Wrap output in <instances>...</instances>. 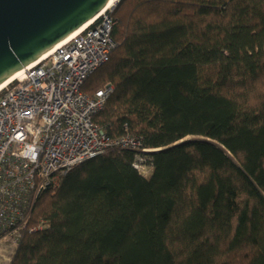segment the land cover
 I'll list each match as a JSON object with an SVG mask.
<instances>
[{
	"label": "trees",
	"instance_id": "obj_1",
	"mask_svg": "<svg viewBox=\"0 0 264 264\" xmlns=\"http://www.w3.org/2000/svg\"><path fill=\"white\" fill-rule=\"evenodd\" d=\"M85 80L108 148L35 201L3 264H264V0H119ZM191 137L189 139H185Z\"/></svg>",
	"mask_w": 264,
	"mask_h": 264
},
{
	"label": "built area",
	"instance_id": "obj_2",
	"mask_svg": "<svg viewBox=\"0 0 264 264\" xmlns=\"http://www.w3.org/2000/svg\"><path fill=\"white\" fill-rule=\"evenodd\" d=\"M111 10L20 69L0 90V241L10 238L16 245L41 193L108 148L135 152L133 167L141 175L152 170L141 154L153 149L141 138L110 136L92 120L112 86L92 95L81 89L114 45Z\"/></svg>",
	"mask_w": 264,
	"mask_h": 264
},
{
	"label": "water",
	"instance_id": "obj_3",
	"mask_svg": "<svg viewBox=\"0 0 264 264\" xmlns=\"http://www.w3.org/2000/svg\"><path fill=\"white\" fill-rule=\"evenodd\" d=\"M108 1L0 0V85L97 16Z\"/></svg>",
	"mask_w": 264,
	"mask_h": 264
},
{
	"label": "rangeland",
	"instance_id": "obj_4",
	"mask_svg": "<svg viewBox=\"0 0 264 264\" xmlns=\"http://www.w3.org/2000/svg\"><path fill=\"white\" fill-rule=\"evenodd\" d=\"M93 76L94 75L92 74L91 79ZM91 79H88L86 81V83L83 86L82 91L85 89V87L88 85ZM189 138L191 137H187L185 139H189ZM13 248H14V245L12 244L10 238L0 241V264L6 263L10 259Z\"/></svg>",
	"mask_w": 264,
	"mask_h": 264
},
{
	"label": "bare ground",
	"instance_id": "obj_5",
	"mask_svg": "<svg viewBox=\"0 0 264 264\" xmlns=\"http://www.w3.org/2000/svg\"><path fill=\"white\" fill-rule=\"evenodd\" d=\"M117 2V0H109L106 4V6L101 10V12L98 15L102 14L105 11H108L111 7H113V5ZM97 16H95L93 19H91L89 22H87L86 24H84L83 26H81L80 28H78L76 31H74L73 33H71L70 35H68L66 38H64L62 41L72 37L73 35H75L76 33H78L79 31H81L83 28L87 27L89 24H91L96 18ZM60 41V42H62ZM59 42V43H60ZM57 45V44H56ZM54 47V46H53ZM51 49V48H50ZM20 73V71L15 72L13 75H11L7 80H5L1 85H0V90L7 85L8 83H10L14 78L17 77V75Z\"/></svg>",
	"mask_w": 264,
	"mask_h": 264
}]
</instances>
